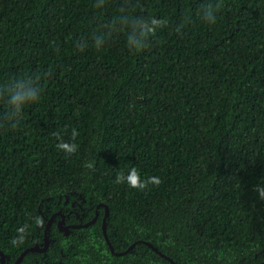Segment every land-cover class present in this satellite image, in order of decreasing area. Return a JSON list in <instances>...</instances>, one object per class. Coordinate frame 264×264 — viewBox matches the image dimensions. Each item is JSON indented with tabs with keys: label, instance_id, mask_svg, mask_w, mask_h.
<instances>
[{
	"label": "trees",
	"instance_id": "16d2710c",
	"mask_svg": "<svg viewBox=\"0 0 264 264\" xmlns=\"http://www.w3.org/2000/svg\"><path fill=\"white\" fill-rule=\"evenodd\" d=\"M258 187L264 0H0L5 264H260Z\"/></svg>",
	"mask_w": 264,
	"mask_h": 264
},
{
	"label": "water",
	"instance_id": "95a60500",
	"mask_svg": "<svg viewBox=\"0 0 264 264\" xmlns=\"http://www.w3.org/2000/svg\"><path fill=\"white\" fill-rule=\"evenodd\" d=\"M108 215V208L105 206V212H104V217H103V220H102V230H103V236H104V238L106 239V242H107V244L109 245V247H110V249H111V251H113V249H112V247H111V245H110V243H109V240H108V237H107V234H106V231H105V223H106V216ZM54 217H55V214L54 215H52L49 219H48V221H47V224H46V226H45V228H44V238H43V240H44V244L41 246V247H38L37 245H34L33 247H28V248H26V249H24L21 253H20V255H19V257L16 259V261L13 263V264H19L20 262H21V260H22V258H23V256L26 254V253H28V252H30V251H39V252H41V251H44L47 247H48V245H49V238H48V235H47V228H48V226L50 225V223H51V221L54 219ZM62 219H63V217H62ZM61 219V221L58 223V228H59V230H63L64 232H65V234H68V232H69V228L70 227H78V226H80L79 224L78 225H70V226H63V220ZM95 221V218H93L92 220H89L88 222H86L85 224H83L82 226H86V225H88V224H91V223H93ZM148 243V242H147ZM133 246V244L132 245H130L126 250H124V251H121V252H117L116 254H123V253H126L129 249H130V247H132ZM148 246H150L154 251H156V252H158L157 251V248L156 247H154L152 244H150V243H148ZM159 255H161L162 257H164V258H166L167 260H169L172 264H176L169 256H167V255H164V254H162V253H160L159 252ZM0 262L2 263V264H5V256H4V254H3V252H2V250H0ZM264 262H262V263H260V264H263Z\"/></svg>",
	"mask_w": 264,
	"mask_h": 264
},
{
	"label": "clouds",
	"instance_id": "9594fccd",
	"mask_svg": "<svg viewBox=\"0 0 264 264\" xmlns=\"http://www.w3.org/2000/svg\"><path fill=\"white\" fill-rule=\"evenodd\" d=\"M206 16L205 18L208 19L210 22H215V16H214V10L211 8V6L206 8ZM27 95H33L32 93H28ZM34 98V97H33ZM22 99H24V97H21L18 94L13 93L10 97V102L15 103L18 101H21ZM35 100V98H34ZM74 150V149H72ZM123 177H118V180H122ZM127 180L130 184L131 187L134 188H140L143 189L147 186V183L151 182V183H155V184H159L160 180L157 177H151L149 178L148 181H140L138 173L135 169H132L129 176L127 177ZM257 191L260 192V195L262 197H264V191H260L259 187L257 188ZM15 243V241H13Z\"/></svg>",
	"mask_w": 264,
	"mask_h": 264
},
{
	"label": "flooded vegetation",
	"instance_id": "af4514ba",
	"mask_svg": "<svg viewBox=\"0 0 264 264\" xmlns=\"http://www.w3.org/2000/svg\"><path fill=\"white\" fill-rule=\"evenodd\" d=\"M96 214H97V213H96ZM60 215H61V217H60V218L57 220V222H56L57 226H58V223L61 221L62 217H63L62 220H63V222H64V223H63V226H65V225H66V226H69L70 224H66V223H65V219H66L65 217H66V216H65L64 214H61V213H60ZM68 217H69V216H68ZM53 220H54V219H53ZM53 220H52V221H53ZM52 221H51V222H52ZM46 224H47V222H46ZM45 226H46V225H45ZM61 231H63V230H61ZM64 234H65V232H64ZM49 242H50V241H49ZM45 250H47V248H46ZM45 250H44V251H45ZM41 252H43V251H41Z\"/></svg>",
	"mask_w": 264,
	"mask_h": 264
}]
</instances>
